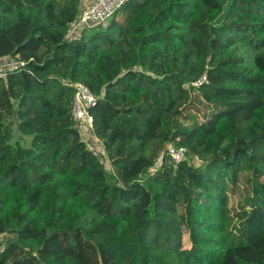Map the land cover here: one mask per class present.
<instances>
[{
    "label": "trees",
    "instance_id": "trees-1",
    "mask_svg": "<svg viewBox=\"0 0 264 264\" xmlns=\"http://www.w3.org/2000/svg\"><path fill=\"white\" fill-rule=\"evenodd\" d=\"M86 1L0 0V264H264V0Z\"/></svg>",
    "mask_w": 264,
    "mask_h": 264
},
{
    "label": "built area",
    "instance_id": "built-area-1",
    "mask_svg": "<svg viewBox=\"0 0 264 264\" xmlns=\"http://www.w3.org/2000/svg\"><path fill=\"white\" fill-rule=\"evenodd\" d=\"M126 0H94L88 7L84 9L79 19L72 25L68 35L84 29L92 28L100 25H107L108 22L115 16L117 11L123 6ZM26 65L24 60L9 57L0 60V75H6L7 72L18 70ZM207 81L203 75L193 85H199ZM76 93L73 103V116L82 125L92 127L93 118L89 113V108L95 105L96 97L87 86L82 83L76 84ZM170 156L180 162L185 158L186 149L177 145H169L167 149Z\"/></svg>",
    "mask_w": 264,
    "mask_h": 264
},
{
    "label": "rangeland",
    "instance_id": "rangeland-1",
    "mask_svg": "<svg viewBox=\"0 0 264 264\" xmlns=\"http://www.w3.org/2000/svg\"><path fill=\"white\" fill-rule=\"evenodd\" d=\"M12 126H13V141L19 142L22 146H29L31 143L32 137L24 136L18 131L16 120H13ZM82 129H83V137L87 141V143L90 144L97 151H100V154H101V152L103 151V148H102V145L100 144V141L94 136H91L90 132L88 131L89 129L86 126H83ZM101 156H102L101 158L103 159L107 169L110 170L108 161L102 154ZM7 238H8V235L6 234L0 237V249L3 247Z\"/></svg>",
    "mask_w": 264,
    "mask_h": 264
},
{
    "label": "crops",
    "instance_id": "crops-1",
    "mask_svg": "<svg viewBox=\"0 0 264 264\" xmlns=\"http://www.w3.org/2000/svg\"><path fill=\"white\" fill-rule=\"evenodd\" d=\"M91 2H92V0H87L85 3L86 7L89 6L91 4ZM80 31H81V29L74 32L71 36H76Z\"/></svg>",
    "mask_w": 264,
    "mask_h": 264
}]
</instances>
